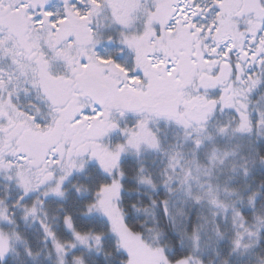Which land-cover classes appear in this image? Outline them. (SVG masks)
<instances>
[{"label": "snow or ice", "instance_id": "6c2138e0", "mask_svg": "<svg viewBox=\"0 0 264 264\" xmlns=\"http://www.w3.org/2000/svg\"><path fill=\"white\" fill-rule=\"evenodd\" d=\"M0 264H264V0H0Z\"/></svg>", "mask_w": 264, "mask_h": 264}]
</instances>
